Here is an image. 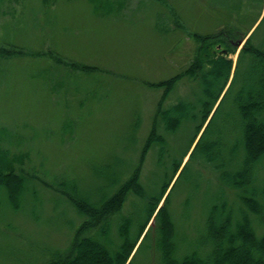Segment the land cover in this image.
<instances>
[{"label": "rangeland", "instance_id": "1", "mask_svg": "<svg viewBox=\"0 0 264 264\" xmlns=\"http://www.w3.org/2000/svg\"><path fill=\"white\" fill-rule=\"evenodd\" d=\"M263 15L264 0H0V170L26 178L17 208L0 195V264L39 263L65 249L82 216L59 184L96 197L110 187L98 168L127 176L161 100L162 88L150 84L185 69L199 51L197 36L213 33L221 41L211 50L231 58L232 76L248 37L238 46L240 38L254 32L264 47ZM194 90L181 80L162 106L194 100ZM193 133L190 121L165 133L170 162ZM194 147L149 220L169 193L180 249L202 230L217 189L201 163L206 146ZM154 158L150 150L141 162L146 193L167 174ZM130 198L126 212L137 199ZM156 258L140 254L137 264Z\"/></svg>", "mask_w": 264, "mask_h": 264}, {"label": "trees", "instance_id": "2", "mask_svg": "<svg viewBox=\"0 0 264 264\" xmlns=\"http://www.w3.org/2000/svg\"><path fill=\"white\" fill-rule=\"evenodd\" d=\"M253 33L239 52L231 78V58L211 50L213 43L221 41L213 33L197 36L199 51L185 69L150 84L161 87L162 94L137 165L127 176L118 169L98 168L110 187L98 191L96 197L62 181L61 191L82 221L65 249L52 251L34 264H137L140 254L149 253L157 257L156 264H264V47L253 42ZM181 80L193 85L194 100L181 97L162 106ZM185 121L194 122L193 136L180 158L170 162L165 136ZM206 121L194 149L206 146L200 151L201 163L210 166L217 189L202 230L180 249L167 208L169 193L145 228ZM217 123L220 128H213ZM150 150L155 154V165L167 174L157 190L152 181L147 189L152 193H146L140 167ZM25 179L0 170V195L4 194L13 208L19 205ZM131 195L137 199L131 200L126 212Z\"/></svg>", "mask_w": 264, "mask_h": 264}, {"label": "water", "instance_id": "3", "mask_svg": "<svg viewBox=\"0 0 264 264\" xmlns=\"http://www.w3.org/2000/svg\"><path fill=\"white\" fill-rule=\"evenodd\" d=\"M241 41H242V40H240V41L237 43V45H239V44L241 43Z\"/></svg>", "mask_w": 264, "mask_h": 264}]
</instances>
